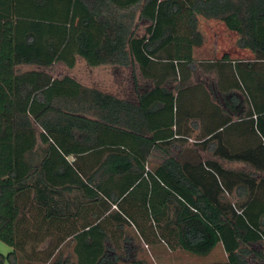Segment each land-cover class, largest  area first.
I'll return each instance as SVG.
<instances>
[{
  "label": "trees",
  "instance_id": "16d2710c",
  "mask_svg": "<svg viewBox=\"0 0 264 264\" xmlns=\"http://www.w3.org/2000/svg\"><path fill=\"white\" fill-rule=\"evenodd\" d=\"M198 15L253 60H193ZM78 58L130 69L132 99L49 74ZM204 67L215 81L198 80ZM84 154L99 155L88 175ZM108 218L150 221L195 257L219 245L212 264H264V0H0V263L66 264L56 255L73 244L75 264H141L133 237L115 253Z\"/></svg>",
  "mask_w": 264,
  "mask_h": 264
},
{
  "label": "rangeland",
  "instance_id": "374dc122",
  "mask_svg": "<svg viewBox=\"0 0 264 264\" xmlns=\"http://www.w3.org/2000/svg\"><path fill=\"white\" fill-rule=\"evenodd\" d=\"M201 31L204 35L202 37L203 43L205 40V49H214V41H220L217 45V50H219L220 53H217V56L215 57H219L223 51L229 52V50H233V48L236 46V37L224 30L222 26H214L213 29H205V31L201 27ZM140 32L142 31L140 30L139 33ZM213 36H215V38ZM212 55L213 53L210 52V54L202 55L203 58L200 56L198 59L200 61L209 60L212 58ZM26 69L27 68H24V70ZM48 72L53 78H60L67 75L75 79L84 87L100 90L101 92L108 93L119 99H132V72L130 69L115 70L114 68L108 66L89 68L82 59L78 58L73 69H68L61 64H55L51 67V69H49ZM133 75L136 77L139 85L145 84L138 71L133 72ZM174 81H177V78ZM172 85L176 86L177 82H173ZM204 154L206 156V153ZM175 155L176 153L174 152V156ZM151 162L155 163L154 161ZM226 166L231 168L241 167L239 164ZM147 222L148 223H139L138 232H135L132 228L126 229L123 234L121 233L122 238H113L110 240L115 253L122 255V239L128 235L129 237L134 238V242L137 245V249L135 248V252L137 251L136 259L141 264H212L222 260L223 252H219V249H221L219 245H217L208 255L199 257H195L183 251L173 249L171 244L168 242L167 236H165L164 229L161 227H156L153 223L151 224L150 221ZM142 239L145 240L147 246L144 245ZM11 251L12 249L9 246L0 241V256L5 257ZM72 251L73 244H66L65 249H62L61 253L56 255V258L59 259L60 262H63L67 259L68 262L66 264H75L76 260L75 256L72 254ZM215 251L218 253H215ZM41 258H43V255L39 256V259ZM6 262L7 261L4 260L3 263L0 264H7ZM32 263L39 264V262L36 260L32 261ZM117 264L131 263L118 262Z\"/></svg>",
  "mask_w": 264,
  "mask_h": 264
},
{
  "label": "crops",
  "instance_id": "0c3cea01",
  "mask_svg": "<svg viewBox=\"0 0 264 264\" xmlns=\"http://www.w3.org/2000/svg\"><path fill=\"white\" fill-rule=\"evenodd\" d=\"M197 19H198V30L199 32L201 33L202 36L203 33L201 31V27L204 29H213L214 26H217V27H220L222 26L224 30H226L228 33L230 34H233L235 37H236V41L238 39V35L234 32H231V31H228L226 29V27L224 26L223 23L221 22H218V21H212V20H205L203 19L201 16H197ZM215 38V36H213ZM217 40V39H216ZM218 42H220L219 40L218 41H214V46L216 48V51H215V48L214 49H205L206 47V44H205V40H204V43L201 47L199 48H194L193 51H192V59L199 62V63H203L204 65L206 63H217L218 61H221V59H223L224 56L227 57L229 63L233 66L234 63L236 62H242V63H248V62H251L253 60V56L252 54L248 51V50H242V49H238L236 46L233 48V50H229V52L227 51H223L219 57H215L217 56V53H220L219 50H217V45H218ZM213 53L212 55V58H206V59H209V60H202L200 61L198 59V57H202V55H205V54H210ZM233 55V56H232ZM203 58V57H202ZM205 59V58H204ZM201 74H203V76H201ZM197 75H199V79H201V81H205V82H208V79L212 80V81H215V78H216V74L214 72L212 73H207L206 70H205V67L203 69H199L197 70ZM83 86V85H82ZM87 88H90V87H87ZM94 89V88H93ZM100 91V90H99ZM208 88H206L205 91H197V96L200 98V96H207L208 94H210L208 92ZM191 94V93H190ZM193 95V94H191ZM134 96V93H133V87H132V97ZM196 96V97H197ZM195 98V97H194ZM199 132H198V129L194 130L192 132V135H197ZM192 141L193 139L191 138L190 140L188 139V143L191 145L192 144ZM234 141L235 143H238L239 146L242 145V143L245 142V136H235L234 138ZM243 146V145H242ZM176 155H177V152H175ZM202 155H205L204 153H201ZM98 154L96 155H91V154H84V155H81V156H78L77 160H75V162L77 163V166L79 167V170H81V172L85 173V174H91L93 173L94 171V164H93V160L94 159H97L98 158ZM174 156V155H173ZM67 160L71 163L74 162V156H70L67 158ZM113 211H114V208H111ZM110 209V210H111ZM108 213H106L104 215V217L107 216ZM90 216L91 214H84L82 213L79 217H77L76 219H73V220H68V221H63L61 223V230H59L60 233L58 234H55L53 233V235L55 237H62V236H66L68 234L67 231L74 228V227H80V225H82L86 220L88 221L90 219ZM104 224V231H106V236L107 237H113V238H120L121 237V233L123 234V232H125L126 228H125V223L124 222H121L118 218L116 220H113L111 218H108L107 220H103ZM127 229H131V228H127ZM133 229V228H132ZM66 232V233H65ZM130 232V231H129ZM122 238V237H121ZM221 247V246H220ZM222 251L223 252V249L221 247V249H219V252ZM215 253H218L215 251ZM226 260V255L225 253L223 252V257H222V260L221 262L225 261Z\"/></svg>",
  "mask_w": 264,
  "mask_h": 264
}]
</instances>
